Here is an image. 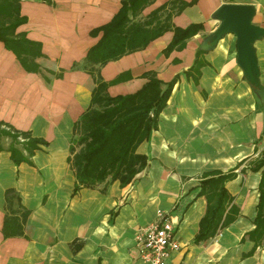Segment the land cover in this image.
<instances>
[{
	"label": "crops",
	"instance_id": "obj_1",
	"mask_svg": "<svg viewBox=\"0 0 264 264\" xmlns=\"http://www.w3.org/2000/svg\"><path fill=\"white\" fill-rule=\"evenodd\" d=\"M124 1L20 0L26 20L17 32L40 45L37 70L27 68L0 39V126L43 140L30 161L17 164L8 150L11 138H3L0 264H149L140 257L137 238L159 209L170 214L180 242L170 254L172 264H264V235H251L260 202L262 169L253 165L264 153V104L244 79L234 34L211 50L202 48L220 24L214 13L221 5H254L253 22L264 27V0H150L131 15L143 22L172 12L173 26L201 28L182 49L168 50L174 38L170 29L145 48L100 66L106 81L123 76L109 86L112 96L140 90L147 72L176 83L157 128L137 149L148 163L134 180L74 192L71 142L96 86L87 56ZM181 2L189 5L177 12ZM255 46L264 85V38ZM213 170L234 171L226 187L239 214L197 243L208 205L201 183ZM9 189L20 196L21 205L17 199L12 205L15 216L28 211L21 235H5Z\"/></svg>",
	"mask_w": 264,
	"mask_h": 264
},
{
	"label": "trees",
	"instance_id": "obj_2",
	"mask_svg": "<svg viewBox=\"0 0 264 264\" xmlns=\"http://www.w3.org/2000/svg\"><path fill=\"white\" fill-rule=\"evenodd\" d=\"M149 2L150 0H125L114 19L102 27V38L87 56V69L93 75L96 86L91 106L75 124L71 142L69 161L76 175L75 193L83 187L96 188L114 180H119L123 186L134 180L148 163L147 156L137 149L157 128L159 115L176 83V79L165 83L154 73L147 72L148 81L140 90L132 94L112 96L108 92L109 86L123 80V76L106 81L100 74V66L145 48L170 29L174 30V38L168 50L182 49L187 40L201 28L200 24H191L187 28L173 26L172 12L163 20L153 14L143 22L134 21L131 15H137ZM187 5L189 3L181 2L177 12ZM25 20L21 14L20 0H0V39L17 54L27 68L37 70L38 65L34 59L41 55L40 45L28 39L24 33L17 32L18 26ZM5 137L11 138L8 150L17 164L30 161L43 143L42 139L33 137L30 132L0 126V150L4 149L2 142ZM253 169H262L256 227L251 232V235H258L260 238L264 235V153L256 160ZM234 177V171L221 170H213L203 176L200 194L206 196L208 205L195 242L214 237L236 219L239 209L234 205V197L226 187V183ZM6 197L9 210L12 209L14 199L21 205L20 196L14 189H9ZM10 212H7L5 221V235L23 234V223L28 211L25 209L21 217L15 216L14 209ZM12 224L14 226L11 227Z\"/></svg>",
	"mask_w": 264,
	"mask_h": 264
},
{
	"label": "water",
	"instance_id": "obj_3",
	"mask_svg": "<svg viewBox=\"0 0 264 264\" xmlns=\"http://www.w3.org/2000/svg\"><path fill=\"white\" fill-rule=\"evenodd\" d=\"M256 8L252 4L224 3L214 13L219 26L204 40L202 48L211 50L227 34L237 38L238 63L243 69L244 79L264 104V85L261 81L256 42L264 38V27L253 22Z\"/></svg>",
	"mask_w": 264,
	"mask_h": 264
},
{
	"label": "built area",
	"instance_id": "obj_4",
	"mask_svg": "<svg viewBox=\"0 0 264 264\" xmlns=\"http://www.w3.org/2000/svg\"><path fill=\"white\" fill-rule=\"evenodd\" d=\"M137 241L141 259L149 264H172L170 254L180 248L172 218L162 209L154 221L140 229Z\"/></svg>",
	"mask_w": 264,
	"mask_h": 264
}]
</instances>
